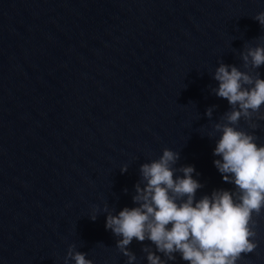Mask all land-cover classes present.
Masks as SVG:
<instances>
[{"label":"water","instance_id":"water-1","mask_svg":"<svg viewBox=\"0 0 264 264\" xmlns=\"http://www.w3.org/2000/svg\"><path fill=\"white\" fill-rule=\"evenodd\" d=\"M261 12L264 0H0V264H65L70 245L128 264L107 215L138 206L141 165L164 149L194 166L197 201L235 191L214 165L231 109L214 73L223 62L264 79L242 60L264 46ZM252 122L237 127L264 146ZM253 218L257 247L237 264H264V209ZM145 248L133 239L132 264H149Z\"/></svg>","mask_w":264,"mask_h":264},{"label":"clouds","instance_id":"clouds-1","mask_svg":"<svg viewBox=\"0 0 264 264\" xmlns=\"http://www.w3.org/2000/svg\"><path fill=\"white\" fill-rule=\"evenodd\" d=\"M254 19L264 26V12ZM242 60L245 68L260 69L264 66V46L248 48ZM214 79L219 86L212 92L231 105L223 115L226 122L215 124V130L222 134L213 154L222 159H216L214 165L235 191L214 190L197 201V190L203 185L193 178L194 166L176 169L179 152L164 149L158 160L141 165L144 186L137 183L133 197L138 206L107 215L106 228L122 237L117 247L128 257V264L136 260L128 250L134 238L139 242L150 240L167 260H175L174 254L179 253L189 264H237L242 254L252 253L257 247L253 217L264 209V146L256 143L255 135L237 126L243 118L256 129L254 114L264 120V115H259L264 105V79L259 71L253 74L223 62ZM212 113L213 108H209L206 115L211 118ZM127 171V166L121 168L122 173ZM177 171L183 176L174 178ZM91 219L95 221L97 215ZM75 248L69 246L65 264L68 259L75 264H93L86 253ZM144 251L149 264H167L156 252Z\"/></svg>","mask_w":264,"mask_h":264}]
</instances>
